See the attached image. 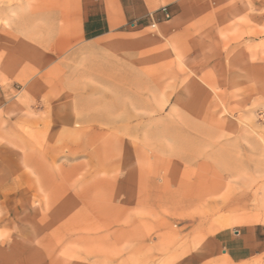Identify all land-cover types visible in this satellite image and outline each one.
Returning a JSON list of instances; mask_svg holds the SVG:
<instances>
[{"label": "rangeland", "instance_id": "374dc122", "mask_svg": "<svg viewBox=\"0 0 264 264\" xmlns=\"http://www.w3.org/2000/svg\"><path fill=\"white\" fill-rule=\"evenodd\" d=\"M123 1L0 0V264H264V0Z\"/></svg>", "mask_w": 264, "mask_h": 264}, {"label": "crops", "instance_id": "0c3cea01", "mask_svg": "<svg viewBox=\"0 0 264 264\" xmlns=\"http://www.w3.org/2000/svg\"><path fill=\"white\" fill-rule=\"evenodd\" d=\"M120 5L123 10L126 19L130 17L129 3H125L120 0ZM82 11L85 21V34L90 37H95L101 33V31H107L110 28V22L107 17V5L106 2L99 3V0H82ZM100 31V32H99ZM258 227L249 229V234L244 238L236 240L234 243H228L230 238L221 237L220 243H224L227 247L225 250L228 254L233 256L236 260L246 258L256 252L257 244L252 243L257 236ZM264 231H261V234ZM252 241V242H251Z\"/></svg>", "mask_w": 264, "mask_h": 264}, {"label": "built area", "instance_id": "2783aa9c", "mask_svg": "<svg viewBox=\"0 0 264 264\" xmlns=\"http://www.w3.org/2000/svg\"><path fill=\"white\" fill-rule=\"evenodd\" d=\"M161 11L163 12V15H164V18H165V19H169V18H170V12H169V10H168V8H167V5L162 6V7H161ZM151 16H152V19L154 20L153 14H152ZM155 25H156V22H154V23L152 24V26H155Z\"/></svg>", "mask_w": 264, "mask_h": 264}, {"label": "bare ground", "instance_id": "6f19581e", "mask_svg": "<svg viewBox=\"0 0 264 264\" xmlns=\"http://www.w3.org/2000/svg\"><path fill=\"white\" fill-rule=\"evenodd\" d=\"M164 6H165V5H164ZM156 25H157V22H156ZM156 25H155V26H156ZM155 26H153V27H155Z\"/></svg>", "mask_w": 264, "mask_h": 264}]
</instances>
